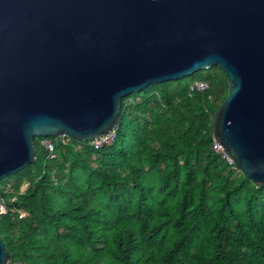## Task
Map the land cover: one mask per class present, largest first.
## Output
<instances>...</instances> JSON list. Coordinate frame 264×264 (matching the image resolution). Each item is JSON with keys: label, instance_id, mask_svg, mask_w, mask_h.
<instances>
[{"label": "trees", "instance_id": "trees-1", "mask_svg": "<svg viewBox=\"0 0 264 264\" xmlns=\"http://www.w3.org/2000/svg\"><path fill=\"white\" fill-rule=\"evenodd\" d=\"M196 79L208 87L189 91ZM225 91L213 65L123 96L109 144L33 136V161L0 188V240L11 260L264 264V183L212 148ZM41 138L53 140L54 157Z\"/></svg>", "mask_w": 264, "mask_h": 264}, {"label": "water", "instance_id": "water-1", "mask_svg": "<svg viewBox=\"0 0 264 264\" xmlns=\"http://www.w3.org/2000/svg\"><path fill=\"white\" fill-rule=\"evenodd\" d=\"M213 65L212 139L262 184L264 0H0V179L33 161V136L90 140L123 96Z\"/></svg>", "mask_w": 264, "mask_h": 264}, {"label": "built area", "instance_id": "built-area-1", "mask_svg": "<svg viewBox=\"0 0 264 264\" xmlns=\"http://www.w3.org/2000/svg\"><path fill=\"white\" fill-rule=\"evenodd\" d=\"M208 87V82L205 80H201V79H196L193 80L192 82L189 83L188 85V90L189 91H193V90H197V91H202L205 90ZM115 136V128H111L101 134H99L98 136L88 140V143L90 145H92L93 147H99L103 144H109L113 138ZM70 135L66 132H61L59 135L55 136L56 140H63V141H67L70 139ZM41 145L46 149L47 151V157L51 158L54 157L55 153L53 151V140L51 138H41L40 140ZM212 148L220 154V156L222 158H224L226 160V162L231 166V167H235L232 163L231 158L229 157V155L224 152L222 150V147L220 145V143H218L217 141H212ZM28 184L27 180H23L21 182V184L19 185V191H22L26 188ZM15 196L9 195L7 200H14ZM6 210V200L3 197H0V213H4ZM23 212L20 211L19 212V216H22ZM5 264H24L23 262L21 263L20 260H11V258L9 257L8 260L6 261Z\"/></svg>", "mask_w": 264, "mask_h": 264}, {"label": "rangeland", "instance_id": "rangeland-1", "mask_svg": "<svg viewBox=\"0 0 264 264\" xmlns=\"http://www.w3.org/2000/svg\"><path fill=\"white\" fill-rule=\"evenodd\" d=\"M137 96V95H136ZM135 96V97H136ZM10 181H12V177H10V176H6V177H4V179L1 181L0 180V188L2 187V184L3 183H5L6 185L10 182Z\"/></svg>", "mask_w": 264, "mask_h": 264}]
</instances>
